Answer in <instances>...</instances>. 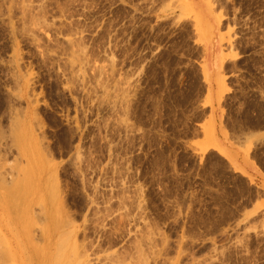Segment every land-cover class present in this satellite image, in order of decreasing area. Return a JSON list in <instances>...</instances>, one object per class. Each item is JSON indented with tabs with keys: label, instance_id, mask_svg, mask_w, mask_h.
Returning <instances> with one entry per match:
<instances>
[{
	"label": "rangeland",
	"instance_id": "374dc122",
	"mask_svg": "<svg viewBox=\"0 0 264 264\" xmlns=\"http://www.w3.org/2000/svg\"><path fill=\"white\" fill-rule=\"evenodd\" d=\"M187 2L0 0V264H264V0Z\"/></svg>",
	"mask_w": 264,
	"mask_h": 264
},
{
	"label": "bare ground",
	"instance_id": "6f19581e",
	"mask_svg": "<svg viewBox=\"0 0 264 264\" xmlns=\"http://www.w3.org/2000/svg\"><path fill=\"white\" fill-rule=\"evenodd\" d=\"M184 3H185V6L187 7L186 9L187 10H189V11H191L192 13H194V15H195V19H196V22L199 24V27H200V25H201V19H199L200 18V14L201 13H199V12H197V10L195 9V7H194V5H192L190 2H187V0H184ZM184 23V22H183ZM176 29V28H175ZM174 29V30H175ZM178 30V29H177ZM199 30V29H198ZM180 33V32H179ZM177 34V33H176ZM204 34V33H203ZM186 36V35H185ZM189 37V36H188ZM203 37H205L204 35H203ZM242 37V36H241ZM242 39V38H241ZM237 40V39H236ZM177 41V40H176ZM180 41V40H179ZM169 42V41H168ZM245 43V42H244ZM165 44V43H164ZM172 45V44H171ZM179 45V44H178ZM177 45V46H178ZM181 46V45H180ZM170 47V46H169ZM195 47V46H194ZM171 48V47H170ZM181 48V47H180ZM162 49V48H161ZM173 49V48H172ZM195 49V48H194ZM171 50V49H170ZM160 51V50H159ZM178 51V50H177ZM184 51V50H183ZM176 52V51H175ZM181 53V52H180ZM180 53H179V55H180ZM241 53V52H240ZM155 54V53H154ZM165 54V53H164ZM186 54V53H185ZM188 54V53H187ZM249 54V53H248ZM178 55V54H177ZM183 55H184V53H183ZM198 55V54H197ZM167 56V55H166ZM165 56V57H166ZM181 56V55H180ZM243 56V55H242ZM249 56V55H248ZM184 57H186V56H184ZM244 57V56H243ZM157 59V58H156ZM162 59V58H161ZM160 59V60H161ZM184 59V58H183ZM155 60V59H154ZM165 60V59H164ZM177 60V59H176ZM182 60V59H181ZM245 60V59H244ZM249 60V59H248ZM171 61H173L172 59L170 60H166V63L168 64V63H171ZM178 61V60H177ZM179 61H180V59H179ZM187 61V60H186ZM240 61H242V60H240ZM174 62V61H173ZM172 62V63H173ZM188 62V61H187ZM236 62V61H235ZM243 62V61H242ZM163 63V62H162ZM161 63V64H162ZM165 63V62H164ZM179 63V62H178ZM183 63V62H182ZM241 63V62H240ZM153 64V63H152ZM151 64V65H152ZM154 64L156 65V62H154ZM166 64V65H167ZM191 64V63H190ZM245 64V63H244ZM160 65V64H159ZM184 65V64H183ZM247 65V64H246ZM150 66V65H149ZM158 66V65H157ZM162 66H163V64H162ZM171 66H172V64H171ZM181 66V65H180ZM156 67V66H155ZM164 67H167L168 68V66H165V64H164ZM205 67V66H204ZM183 68V67H182ZM155 69V68H154ZM160 69H162V68H160ZM172 69V68H171ZM149 70H151V68L149 69ZM160 71V70H159ZM173 71V70H172ZM179 71V70H178ZM198 71V70H197ZM204 71L206 72L207 70H206V68L204 69ZM249 71V70H248ZM155 72V71H154ZM161 72V71H160ZM163 72V71H162ZM179 73V72H178ZM197 73V72H196ZM243 73V72H242ZM245 73V72H244ZM156 74V73H155ZM188 74V73H187ZM158 75V74H157ZM180 75V74H179ZM195 75V74H194ZM207 75V74H206ZM248 75V74H247ZM161 76H162V74H161ZM165 76V75H164ZM175 76V75H174ZM188 77V76H187ZM240 77H241V75H240ZM173 78V77H172ZM179 78H180V76H179ZM159 79V78H158ZM160 79H162V77L160 78ZM242 79H243V77H242ZM171 81H172V79H170ZM244 80V79H243ZM157 81H159V80H157ZM162 81V80H161ZM174 81H175V79H174ZM248 81V80H247ZM163 83V82H162ZM167 83V82H166ZM250 83V82H249ZM183 84V83H182ZM181 84V85H182ZM184 85V84H183ZM187 85V84H186ZM179 86V85H178ZM185 86V85H184ZM188 86H189V84H188ZM243 86V85H242ZM168 87H169V85H168ZM186 87V86H185ZM167 88V87H166ZM179 88V87H178ZM243 89V88H242ZM243 93V92H242ZM246 94V93H245ZM243 97H244V95H243ZM248 97H249V95H248ZM246 98V97H245ZM251 98V97H250ZM248 99V98H247ZM253 100V99H252ZM248 101V100H247ZM251 102V101H250ZM258 105V104H257ZM211 132V131H210ZM211 139V138H210ZM24 142H25V140H24ZM27 144V143H26ZM29 145V144H28ZM27 149V148H26ZM52 181V180H51ZM51 181L50 180H48V182H49V184L51 183ZM49 191L50 192H52V190H51V188L49 189ZM49 192V193H50ZM10 194V193H9ZM52 194V196L50 195V198H49V200L48 201H50V202H54L53 200H55V195L56 194H54L53 192L51 193ZM20 195V194H19ZM13 197V196H12ZM11 197V198H12ZM17 197H19V196H17ZM20 198V197H19ZM19 198H17L16 200L18 201V199ZM22 198H23V195H22ZM26 198H27V196H26ZM10 201H11V199H10ZM14 201V200H13ZM13 203V202H12ZM15 203V202H14ZM11 206L13 205V204H10ZM49 215L51 216V218L53 217V213H49ZM26 234V233H25ZM63 244H66V241L64 240V239H62V240H60L59 241V243H57V245L55 244V246H56V250H55V253H54V256H53V254L51 253L50 255L51 256H53V259H52V262H51V264H60L61 263V256L64 254V251L62 250V245ZM33 247H35V249H34V253L37 255V257H39L41 260H42V262H43V264H50L49 262H47V259H49V257H50V255H49V257L47 256V254H46V251L44 250V249H41V248H39V247H36L35 245L33 246ZM71 249V248H70ZM33 250V249H32ZM70 252H73L72 254H74V251H71L70 250ZM35 255V256H36ZM72 258H73V256H71ZM72 258L70 259L71 261H72ZM50 261H51V259H50ZM75 263V262H74Z\"/></svg>",
	"mask_w": 264,
	"mask_h": 264
},
{
	"label": "crops",
	"instance_id": "0c3cea01",
	"mask_svg": "<svg viewBox=\"0 0 264 264\" xmlns=\"http://www.w3.org/2000/svg\"><path fill=\"white\" fill-rule=\"evenodd\" d=\"M201 13V12H200ZM201 19V26L202 28L205 29L206 25L208 24L211 26L215 25L216 21L214 17H211V19H205L201 14L200 18ZM208 43V41H205L204 39V44ZM230 160L232 165L237 169L236 171L242 175H250L252 178V182L254 185L259 189L260 192H262V201H261V206L263 207L264 211V163L263 165L260 164L259 162L256 161L250 154L249 157L244 159H239V157L235 155L230 156Z\"/></svg>",
	"mask_w": 264,
	"mask_h": 264
}]
</instances>
